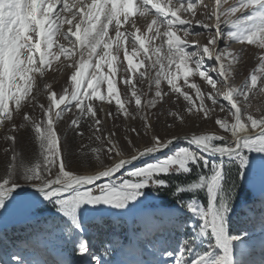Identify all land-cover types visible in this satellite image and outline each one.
Wrapping results in <instances>:
<instances>
[{
  "label": "snow or ice",
  "instance_id": "6c2138e0",
  "mask_svg": "<svg viewBox=\"0 0 264 264\" xmlns=\"http://www.w3.org/2000/svg\"><path fill=\"white\" fill-rule=\"evenodd\" d=\"M247 46L260 50L258 67L236 85ZM50 74L63 78L59 91ZM259 96L264 0H0V222L50 207L48 227L74 245L79 264H111L92 251L85 221L127 216L148 190L166 192L172 226L188 232L151 264H256L246 259L252 233L232 216L257 175L264 204ZM189 121L212 129L169 134ZM21 130L34 162L16 151ZM250 220L264 232V214ZM0 264L30 262L12 253Z\"/></svg>",
  "mask_w": 264,
  "mask_h": 264
},
{
  "label": "rangeland",
  "instance_id": "374dc122",
  "mask_svg": "<svg viewBox=\"0 0 264 264\" xmlns=\"http://www.w3.org/2000/svg\"><path fill=\"white\" fill-rule=\"evenodd\" d=\"M204 2L211 7L212 0H204ZM198 18L203 19V17ZM137 19H139V23L143 24L142 18ZM189 39L200 43L206 41L205 36L190 37ZM240 49L241 46L238 44L229 45V50L233 52H238ZM259 51L254 46L244 48L241 54V63L236 66L234 80L236 85L243 83L251 71L258 67L257 54ZM46 79L54 83L58 91L60 90L63 78L59 74L55 76L50 74ZM252 104L253 111L257 106L264 108V96L254 98ZM103 107L107 111L109 106L105 104ZM35 114L38 115V113ZM160 120L161 134H163L164 117H161ZM16 122L19 125L22 122L21 118L17 117ZM115 123L119 124L120 121L117 120ZM105 126L111 129L113 122L107 121ZM137 126H139L138 123ZM59 127L63 134L65 125L62 123ZM205 129L211 130L212 123L201 124L200 121L195 123L189 121L186 126L170 130L169 134H184L192 130ZM5 132L6 129H0V172H2L4 164L5 142L3 136ZM19 135L21 139L16 146V151L21 153L24 162L28 163L32 161L35 145L25 130H21ZM81 163L82 161H77V164ZM148 191L150 195L141 208L127 216L106 217L102 220L90 218L85 221L90 247L103 260L110 261L111 264H151V261L158 256L159 249L165 241L173 249L178 248L179 242L188 230L180 232L172 226L170 210L175 203L173 198L166 192L157 195L151 193V190ZM200 199L206 204L203 194ZM170 202L172 205L169 204ZM234 210L232 220L252 233L253 245L250 248V255L246 259L260 264L261 261H264V247L260 243L264 238V232H261L258 225H253L250 218H258L264 214L261 195H254L248 186L245 187L234 203ZM56 215L54 209L41 206L31 210L27 215H20L11 222H0V261L10 258L12 253H18L30 264H55L65 256H69L79 264L81 257L74 251V245L66 242V236L48 227ZM99 233H101L100 236ZM105 249L109 251L106 253Z\"/></svg>",
  "mask_w": 264,
  "mask_h": 264
},
{
  "label": "bare ground",
  "instance_id": "6f19581e",
  "mask_svg": "<svg viewBox=\"0 0 264 264\" xmlns=\"http://www.w3.org/2000/svg\"><path fill=\"white\" fill-rule=\"evenodd\" d=\"M180 135H183L182 133H180ZM249 189L254 193V195H261V181H260V176L257 175L256 178H255V187H251V186H248ZM35 209V208H34ZM33 210V209H32ZM20 215L22 214H13L11 216L8 217L7 220L3 221L2 223H8V222H11L12 220L16 219L17 217H19Z\"/></svg>",
  "mask_w": 264,
  "mask_h": 264
},
{
  "label": "trees",
  "instance_id": "16d2710c",
  "mask_svg": "<svg viewBox=\"0 0 264 264\" xmlns=\"http://www.w3.org/2000/svg\"><path fill=\"white\" fill-rule=\"evenodd\" d=\"M173 202V201H172ZM172 202H170L169 204L172 205ZM99 236L101 235V233L98 234Z\"/></svg>",
  "mask_w": 264,
  "mask_h": 264
}]
</instances>
